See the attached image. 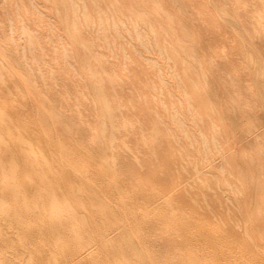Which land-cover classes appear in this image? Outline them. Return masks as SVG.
I'll use <instances>...</instances> for the list:
<instances>
[{
	"label": "rangeland",
	"instance_id": "1",
	"mask_svg": "<svg viewBox=\"0 0 264 264\" xmlns=\"http://www.w3.org/2000/svg\"><path fill=\"white\" fill-rule=\"evenodd\" d=\"M0 161L9 264H264V0H0Z\"/></svg>",
	"mask_w": 264,
	"mask_h": 264
},
{
	"label": "bare ground",
	"instance_id": "2",
	"mask_svg": "<svg viewBox=\"0 0 264 264\" xmlns=\"http://www.w3.org/2000/svg\"><path fill=\"white\" fill-rule=\"evenodd\" d=\"M9 156L17 163V162H20L21 161V159L20 158H17V157H15L14 156V154L13 153H10L9 154ZM0 163H2V161H0ZM57 178V177H56ZM56 178H53V179H56ZM67 182V181H66ZM59 183V184H58ZM58 183H54V180L52 181L51 179L50 180H46V181H42V182H40V183H36L32 188H29L27 191L25 190V192L29 195V193L28 192H33L34 194H36V195H43V196H45L46 198H49L50 199V202L49 203H43V204H37V205H35L34 206V208H35V210L36 209H38L39 211H37L38 213V215H36V216H38L39 217V220L42 218L43 220H45V218H46V221L44 222V224L46 223L47 225L45 226V228H47V232H48V234H50V235H52V236H54V234L55 233H57L58 231H61V230H63V228H64V226L66 225V220H64V216L65 215H67L68 214V212L72 209L71 208V205H70V203L69 202H66L65 204H60L59 205V209L57 210V211H54V210H52L51 211V208H56V205L58 204V199H57V195L58 194H67V195H70V197H74V188L72 187V186H69V189H73V190H69L68 192L67 191H65V189H64V185L65 186H67V183H65V181H63L62 180V182L60 181V182H58ZM55 184H57V186H55ZM71 184V183H70ZM71 187V188H70ZM67 190H68V188H66ZM64 190V191H63ZM62 191V192H61ZM14 193V192H13ZM5 198V197H4ZM3 198V199H4ZM5 200V199H4ZM29 203V202H28ZM28 203H24L23 205L24 206H26V207H28ZM2 204H3V202H2ZM1 204V205H2ZM21 207H23V206H21ZM21 207L20 208H16L15 210H2L1 208H0V212H1V214H0V221H10L9 223H10V225H12L11 224V222H12V218H15V223H16V225H14V226H16V228H19L20 227V229H21V227H22V225H24L25 224V221H29L28 219H29V217H31V219H34L33 217H32V215L30 214V213H32V212H30V211H23L22 209H21ZM50 208V209H49ZM72 218H74V217H72ZM68 220V219H67ZM41 221V220H40ZM4 222V223H5ZM68 223H69V221H67ZM9 223H7V225L9 224ZM13 223V222H12ZM44 224L42 225L43 227L41 228V229H45L44 228ZM4 225V224H3ZM6 227V226H5ZM8 228H9V226H8ZM15 228V227H14ZM39 228V227H38ZM65 228H66V226H65ZM40 229V228H39ZM39 229H37L38 231H39ZM41 229H40V231H41ZM3 230H4V227H3ZM9 231H11L10 229H8ZM24 229H22L21 230V232L23 231ZM46 230V229H45ZM5 231H7V230H5ZM8 231V232H9ZM17 231V230H16ZM66 231H67V228H66ZM12 232V231H11ZM18 232H20V230H18ZM29 231H27L26 232V230H25V234H23L24 236V238H26V235H28L29 236V234L30 233H28ZM5 233H7V232H5ZM5 233H3L2 234V239H0V240H3L4 242L3 243H6L7 245H8V241H9V237H11L12 235H10L9 233L7 234V236L8 235H10L9 237H7L6 236V234ZM16 233V232H15ZM24 233V232H23ZM33 233H34V229H33ZM32 233V234H33ZM66 233V232H65ZM18 234V233H17ZM37 234V233H36ZM42 234V233H41ZM74 234H76L75 236H78V234H77V232L75 231L74 232ZM4 235V236H3ZM21 235H22V233H21ZM46 235V234H45ZM63 235V234H62ZM20 236V235H19ZM47 236V235H46ZM51 237V236H50ZM1 238V237H0ZM12 238V237H11ZM21 238H22V236H21ZM23 238V239H24ZM29 238H31V237H29ZM29 238H28V240H29ZM52 238V237H51ZM77 238V237H76ZM7 239H8V241H7ZM49 239V238H48ZM12 240V239H11ZM65 240V239H64ZM63 240V241H64ZM6 241V242H5ZM13 241V240H12ZM12 241H9V243H11ZM27 241V240H26ZM34 241V240H33ZM28 242V241H27ZM91 242V241H90ZM12 244V243H11ZM21 244H23V243H21ZM88 244H89V242H88ZM88 244H86L85 242H84V245L86 246H88ZM96 244V243H95ZM1 245H3V244H1ZM14 245V244H13ZM92 245H94V244H92ZM4 246V245H3ZM51 246V245H50ZM85 246H83V245H81L80 246V248L77 250V251H75V252H72V253H69L66 257H65V262H64V264H67V262L69 261L70 263L71 262H73V260L75 261V260H77L78 258L80 259V257H83V258H86V257H88L91 253H87L86 251V249H85ZM91 246V245H90ZM24 249H20V250H18L17 248V250H18V252H19V254L21 255V257L24 255V253H25V249H26V246H25V244H24ZM91 247H93V246H91ZM91 247H90V250H91ZM48 248L50 249V247L48 246ZM41 249V248H40ZM44 249V248H43ZM54 249V248H53ZM52 249V250H53ZM16 250V251H17ZM52 250H50L51 252H53ZM37 251V250H36ZM46 252H47V250H45ZM49 251V252H50ZM17 252V253H18ZM38 252V254L40 253L39 251H37ZM46 252L44 253V250H43V252H41V253H43V254H46ZM95 252V251H94ZM93 252V253H94ZM16 256V255H15ZM45 257H46V255H44ZM90 256H92V255H90ZM18 257H19V255H17V259H18ZM38 257H39V255H38ZM40 257H42V255L40 256ZM31 259H33V258H30V260ZM11 259L10 258H5L4 256H2L1 255V253H0V264H9L11 261H10ZM35 260V259H34ZM33 260V261H34ZM42 260V259H41ZM88 260V259H87ZM36 261H37V258H36ZM85 261V260H84ZM44 262V261H43ZM27 264H29V261L27 260V262H26ZM75 263V262H74ZM73 263V264H74ZM78 263V262H77ZM13 264H20V263H17V261L16 262H14ZM76 264V263H75Z\"/></svg>",
	"mask_w": 264,
	"mask_h": 264
}]
</instances>
